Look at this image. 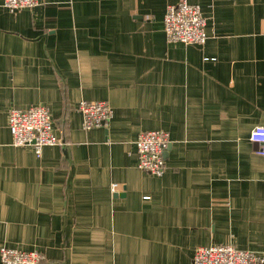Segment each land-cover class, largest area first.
I'll return each instance as SVG.
<instances>
[{
	"label": "crops",
	"instance_id": "crops-1",
	"mask_svg": "<svg viewBox=\"0 0 264 264\" xmlns=\"http://www.w3.org/2000/svg\"><path fill=\"white\" fill-rule=\"evenodd\" d=\"M178 1L10 12L0 0V248L41 264H191L216 244L264 253V157L250 140L264 126V0H186L203 46L166 41ZM81 101L107 102L111 120L83 130ZM34 106L63 143L40 157L7 125ZM153 130L169 135L160 177L137 167V136Z\"/></svg>",
	"mask_w": 264,
	"mask_h": 264
},
{
	"label": "built area",
	"instance_id": "built-area-1",
	"mask_svg": "<svg viewBox=\"0 0 264 264\" xmlns=\"http://www.w3.org/2000/svg\"><path fill=\"white\" fill-rule=\"evenodd\" d=\"M10 12L31 9L41 0H3ZM163 32L168 43L203 46L207 40L205 19L199 6L179 0L167 6L163 17ZM81 114V128L92 130L105 126L112 118L113 111L105 101H81L77 106ZM7 125L15 147H31L37 157L47 146H62L56 136L49 109L34 106L28 109H12ZM250 140L256 145V153L264 157V126L251 130ZM169 145V135L162 130L142 132L135 141L137 167L144 173L160 177L164 172V154ZM112 184L111 192H116ZM148 199V198H145ZM44 255L37 251H22L0 248L1 264H41ZM191 264H264V253L241 250L231 244L199 246L195 249Z\"/></svg>",
	"mask_w": 264,
	"mask_h": 264
}]
</instances>
